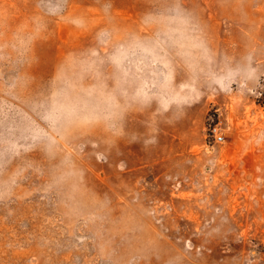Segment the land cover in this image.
<instances>
[{
    "label": "rangeland",
    "instance_id": "rangeland-1",
    "mask_svg": "<svg viewBox=\"0 0 264 264\" xmlns=\"http://www.w3.org/2000/svg\"><path fill=\"white\" fill-rule=\"evenodd\" d=\"M261 101L264 0H0V264H264Z\"/></svg>",
    "mask_w": 264,
    "mask_h": 264
},
{
    "label": "built area",
    "instance_id": "built-area-1",
    "mask_svg": "<svg viewBox=\"0 0 264 264\" xmlns=\"http://www.w3.org/2000/svg\"><path fill=\"white\" fill-rule=\"evenodd\" d=\"M209 131H210V136L212 138V141L214 143H221L224 140L225 135L223 134L222 130L218 126L213 125Z\"/></svg>",
    "mask_w": 264,
    "mask_h": 264
},
{
    "label": "trees",
    "instance_id": "trees-1",
    "mask_svg": "<svg viewBox=\"0 0 264 264\" xmlns=\"http://www.w3.org/2000/svg\"><path fill=\"white\" fill-rule=\"evenodd\" d=\"M260 103L264 104V101H261Z\"/></svg>",
    "mask_w": 264,
    "mask_h": 264
}]
</instances>
